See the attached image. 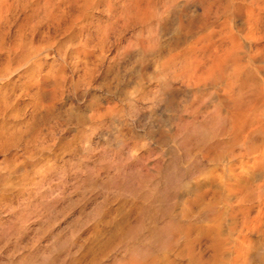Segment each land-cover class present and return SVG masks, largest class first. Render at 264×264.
Returning a JSON list of instances; mask_svg holds the SVG:
<instances>
[{"label": "bare ground", "instance_id": "6f19581e", "mask_svg": "<svg viewBox=\"0 0 264 264\" xmlns=\"http://www.w3.org/2000/svg\"><path fill=\"white\" fill-rule=\"evenodd\" d=\"M50 162L95 221L0 264H264V0H0V206Z\"/></svg>", "mask_w": 264, "mask_h": 264}, {"label": "rangeland", "instance_id": "374dc122", "mask_svg": "<svg viewBox=\"0 0 264 264\" xmlns=\"http://www.w3.org/2000/svg\"><path fill=\"white\" fill-rule=\"evenodd\" d=\"M81 144V142L79 141V145ZM53 164V166H51L52 164ZM63 163V164H62ZM62 163H53V162H50V163H48L49 164V166H48V164L43 168V169H41V172H43V174L42 173H40V171H39V173L40 174H42L43 175V177H42V175H40L39 176V174H36V172H38L37 170H39V169H36V168H38V167H32V171H33V169L35 170L34 172H32L31 173V170L29 169V175H26V177H22V178H20V180L22 181H20V184L22 185V186H20L19 187V189H18V191L17 190H13V188L12 187H9V193H10V196H12L13 197V201H11V206H13L14 204V208H12L11 206L10 207H8L10 210H11V208L13 209V210H11V212H8V211H10L8 208H6V207H2V206H0V210L2 211H0V223H7V225H5V226H8V224L10 225V226H13L14 227V229H15V227L19 230V232L20 233H18L19 234V238H21V241H22V243L24 242V241H27V242H31V243H28V244H26L27 242H24L23 243V247H24V245L26 246V247H24V249H23V251L21 250V253H24L25 251L24 250H26V252L27 253H25L26 255H28V253L31 251V250H34V249H38V248H45V249H47V250H49V247H50V250H51V248L53 247V242L55 241V237H56V234L58 233V231H62L63 232V234H62V232L60 233V237H62V238H64V237H69L70 238V242H71V244L73 243V245H71L72 247H74L75 245V243L74 242H76V241H78L79 239H80V236H82V234L81 233H83L84 231H85V229L89 226L90 227V225H92L93 224V222L95 221L94 220V218H93V216H91V214L92 213H90L89 214V212H93L94 211V208H95V203H96V201H99V200H102V194L100 195L98 192H97V195H95L96 194V191H95V193H93V191L92 190H90V189H88V190H84L83 188L81 189V187H79V181H81V179L80 178H84V176L82 177L81 176V174H80V172L78 171L79 169L81 170V168L78 166L79 164H74V163H67V162H62ZM41 164H43V163H41ZM51 164V165H50ZM55 164V165H54ZM65 164H67V165H65ZM68 164H69V167H68ZM81 164V163H80ZM62 165V166H61ZM64 165V166H63ZM74 165V166H73ZM48 166V167H47ZM61 166V167H60ZM73 166V167H72ZM49 167H50V171H49ZM55 167H57V168H55ZM65 167V168H64ZM68 167V168H67ZM78 167V169H76ZM57 171L58 169V173L59 174H61L62 173V176L61 175H59L56 171L54 172V169ZM61 168H64V170L63 169H61ZM70 168V169H69ZM52 169V170H51ZM62 170H63V172H64V174H63V172H62ZM48 171V172H47ZM68 171L70 172L71 171V176L68 174ZM76 171V172H75ZM73 172V173H72ZM34 173V174H33ZM46 173H49V174H46V177H44V175ZM55 173V175L53 176V174ZM56 174H57V176L58 177H56ZM65 174H66V176H65ZM76 174V175H75ZM80 174V175H79ZM79 175V176H78ZM32 178H31V177ZM41 178H39V177ZM52 176V177H51ZM64 176V177H63ZM62 177H63V179H62ZM80 177V178H79ZM32 179V181H34V183L31 181V180H29V179ZM36 178V180H33V179H35ZM37 178H39V179H37ZM43 178V179H42ZM48 178V179H47ZM56 178V179H55ZM61 178V179H60ZM22 179H24V180H22ZM26 179H28V180H26ZM52 179V180H51ZM54 179V180H53ZM68 181H67V180ZM75 179H76V181H75ZM78 179V180H77ZM40 180V181H39ZM43 180V181H42ZM61 180V182L59 183V181ZM66 180V182H64ZM29 181V183H30V181L33 183V188H30V189H28V185H29V183H27ZM36 181L40 184V182H41V186L40 185H37L38 183H36ZM47 181V182H46ZM63 181V182H62ZM79 183H78V182ZM27 184H26V183ZM44 182V183H43ZM25 183V184H24ZM31 184V183H30ZM63 184V185H62ZM65 184H70V185H66L65 186ZM72 184V185H71ZM24 185H26V186H24ZM45 185V186H44ZM50 185H51V187L52 188H50ZM24 186V187H23ZM34 186H37V187H34ZM40 186V187H39ZM44 186V188H42ZM48 186V187H47ZM62 186H63V188H62ZM65 186V187H64ZM78 186V187H77ZM26 187H27V189H26ZM29 187H31V185H29ZM56 188L55 190H53V188ZM57 187L60 189V191L62 192V194L64 195V196H67V198L65 197L64 199H62L64 196L61 194V192H58V193H54V192H56V191H59V189H57ZM61 187V188H60ZM77 187V188H76ZM12 188V190H10ZM22 188V189H21ZM25 188V190H27V192L26 191H24V192H21V191H23V189ZM34 188H35V190H34ZM38 188V189H37ZM40 188V189H39ZM41 188H42V190H41ZM47 188H50L49 190H50V192H48L49 190L47 189ZM68 188H69V190H68ZM15 189V188H14ZM34 191H33V190ZM36 189L38 190V191H36ZM51 189H52V191H51ZM65 189V190H64ZM72 189H73V191H72ZM75 189V190H74ZM77 189H78V191H77ZM28 190H30V191H28ZM43 190H44V192H43ZM63 190V191H62ZM12 191V192H11ZM32 191V192H31ZM35 191H36V193H35ZM71 191V192H70ZM74 191H76L75 193H73ZM80 191V192H79ZM21 194H20V193ZM37 192H40L41 194H39V196L37 195ZM69 192V193H68ZM86 192L88 193V195L86 194ZM91 192V193H90ZM13 193H15V194H13ZM23 193V194H22ZM26 193V194H25ZM30 193V194H29ZM32 193H34V195L36 194V196L34 197V195L32 194ZM44 193V194H43ZM60 193V194H59ZM70 193H73V194H70ZM80 193V194H79ZM82 193V194H81ZM17 194H19V195H17ZM27 194H28V196H27ZM31 194L33 195V197L31 196ZM50 194H51V198H50ZM56 195V196H58V199H57V197L56 196H54V195ZM67 194H69V195H71V197L70 196H68ZM75 194V195H74ZM76 194H78V195H76ZM84 194V195H83ZM99 194V195H98ZM23 197V195L25 196V197H21V196ZM31 196V198H30V196ZM42 195V196H41ZM44 195V196H43ZM94 197H92V196ZM15 196H16V198H15ZM18 196H20V197H18ZM28 198H27V197ZM47 196H48V198H47ZM56 197V198H54V197ZM61 196V197H60ZM75 196H77V198L75 197ZM84 196V197H83ZM97 196V197H96ZM41 197H43L42 198V200H41ZM76 199H75V198ZM81 197V199H79ZM89 199H88V198ZM96 197V198H95ZM19 198V199H18ZM20 198L22 199V200H20ZM25 198V199H24ZM73 199V201H72V203L71 202H68L69 200L71 201L72 199ZM86 198H87V200H86ZM99 198V199H98ZM29 199V201H27ZM40 199V200H39ZM47 199H49V201L47 200ZM65 199H66V201H65ZM68 199V200H67ZM79 199V201H77ZM93 199H95V201L93 200ZM17 200V201H16ZM18 200H20V201H18ZM24 200H26V201H24ZM47 200V201H46ZM60 200V201H59ZM62 200H64V201H62ZM83 200H85V202L83 201ZM91 200V201H90ZM21 201L23 202V204H24V206L26 207H28V209L30 210L31 209V207H32V209H31V211L32 212H34V213H32L31 214V212L29 211V210H27V209H25L24 208V206L23 207H21ZM33 201V203H31ZM39 201V202H38ZM44 201H46V203H48V204H46ZM51 201V202H50ZM58 201V202H57ZM61 201H62V205H61ZM74 201H75V203H76V205L75 206H79V207H74ZM77 201V202H76ZM83 202V203H81V202ZM87 201V202H86ZM20 204H19V203ZM26 202H27V204H26ZM29 202V203H28ZM37 202L42 206V203H43V205L44 206H42L43 208H45V207H47V208H45V209H43L42 207V209H41V211L40 212H38V210H40L39 208V204H37ZM41 202V203H40ZM80 202V203H79ZM16 203H18V204H16ZM53 205V207H52V205ZM56 203V204H55ZM60 205V207H59V205ZM70 203V204H69ZM88 203V204H87ZM13 204V205H12ZM30 204V205H29ZM32 204V205H31ZM35 204L37 205V206H35ZM50 204V205H49ZM79 204V205H78ZM39 205V206H38ZM46 205V206H45ZM48 205V206H47ZM54 205H56V208H55V206ZM68 205H70V206H68ZM72 205V206H71ZM20 208H19V207ZM49 206L51 207V208H49ZM63 206V207H62ZM80 206H83V207H80ZM2 207V208H1ZM18 209H17V208ZM26 207V208H27ZM34 207H36V208H34ZM62 207V208H61ZM74 207V210L73 209H70V208H73ZM85 207V208H84ZM87 207V208H86ZM92 209H91V208ZM6 208V209H5ZM23 208V209H22ZM59 208V209H58ZM78 208H80V209H78ZM17 209V210H16ZM37 209V210H36ZM47 209H51L50 211L49 210H47ZM57 209V210H56ZM64 209V210H63ZM87 209V210H86ZM88 209H90V210H88ZM4 210H8L7 212V214L5 215V211ZM26 210H27V213H26ZM34 210V211H33ZM62 210V211H61ZM68 210V211H67ZM80 210V212H78ZM17 211V212H16ZM20 211V212H19ZM21 211H23V212H21ZM44 211V212H43ZM45 211H47V212H45ZM59 211H61V212H59ZM86 211V212H85ZM12 212H13V214H12ZM24 212H25V214H24ZM48 212H50V213H53V214H49ZM56 212V213H55ZM63 212V213H62ZM68 212L69 214H66V213ZM1 213H2V215H1ZM4 213V214H3ZM22 213V216H26V218H28V220L27 221H25V217L24 218H22V216L20 215V214ZM31 215H30V214ZM37 213H39V214H37ZM42 213V214H41ZM45 213V214H44ZM46 213H48V214H46ZM58 213V214H57ZM79 213H81V214H79ZM84 213V214H83ZM88 213V214H87ZM94 213V212H93ZM17 214V217L15 216ZM18 214H19V216H18ZM34 214V215H33ZM36 214V215H35ZM73 214V215H72ZM38 215V216H37ZM49 216V215H52V216H50V217H47V216ZM64 215H66V216H64ZM75 215H76V217H75ZM83 215V216H82ZM5 216V217H4ZM12 216V217H11ZM13 216H15V217H13ZM28 216V217H27ZM32 217V218H29V217ZM64 216V217H63ZM22 218V219H20V218ZM39 217V218H38ZM41 217V218H40ZM69 217V218H68ZM10 218H12V219H10ZM15 218V219H14ZM18 220H17V219ZM33 218H35V219H33ZM48 218V219H47ZM49 218H51V219H49ZM75 218V219H74ZM3 219V220H2ZM5 219V220H4ZM9 219V220H8ZM78 221H77V220ZM91 219H93V220H91ZM8 220V221H7ZM12 220H15V221H13V225H11L12 223L11 222H9V221H12ZM34 221V223H33V221ZM42 220V221H41ZM44 220H47V221H49L50 220V224H48L47 223V221H44ZM73 222H72V221ZM80 220V221H79ZM82 220H83V222H82ZM17 221V222H16ZM19 221V222H18ZM22 221V222H21ZM25 221V222H24ZM28 221H30L29 223H28ZM52 221V222H51ZM63 221V222H62ZM85 221V222H84ZM39 222V223H38ZM47 224H46V223ZM54 222H56V224H55V227H53L54 226V224H52V223H54ZM90 222V223H89ZM11 223V224H10ZM16 223V224H15ZM23 223H25V224H23ZM26 223H28V224H26ZM42 223L43 224H45L46 226L48 225H52L51 227L49 226H47V227H45V225H42ZM61 223V224H60ZM22 226H21V225ZM85 224H86V226H85ZM89 224V225H88ZM37 225H39V226H41V228L39 229V226H37ZM66 225H67V227H68V229H66ZM74 225H76V226H74ZM18 226V227H17ZM27 226V227H26ZM83 226H85V227H83ZM32 227V228H31ZM38 227V232L36 231V229L35 228H37ZM53 227V228H52ZM62 227H64V228H62ZM81 227V228H80ZM21 228V229H20ZM24 228V229H23ZM50 228V229H49ZM83 228V229H82ZM23 229V230H22ZM26 229V230H25ZM31 229V230H30ZM34 229V230H33ZM44 229H45V231H44ZM47 229V230H46ZM49 229V230H48ZM52 229V230H51ZM67 230V231H65V230ZM71 229H76V230H74L75 232H74V236L73 237H71V232L73 231V230H71ZM41 230H43V231H41ZM51 230V231H50ZM64 230V231H63ZM79 230V231H78ZM82 230V231H81ZM30 231H32V232H30ZM34 231H36V233L34 232ZM46 231H47V233H46ZM56 231H57V233H56ZM77 231V232H76ZM27 232H28V234H27ZM39 232H43V234L44 235H41V233H39ZM49 232V233H48ZM31 233H33V235L31 234ZM40 235H39V234ZM55 233V234H54ZM34 234H35V236H34ZM53 234V235H52ZM39 236V237H41V238H37L36 236ZM49 235V236H48ZM61 235H63V236H61ZM52 236H53V238H52ZM35 237L37 238V239H35ZM46 237H48V238H46ZM77 237V238H76ZM31 240H30V239ZM45 238V239H44ZM4 239H5V237H3L1 234H0V241L2 242V241H4ZM27 239V240H26ZM30 241H29V240ZM43 239V240H42ZM50 239V240H49ZM53 241H52V240ZM77 239V240H76ZM40 240H41V243H40ZM50 242H49V241ZM14 240H12V243L11 242H9L10 244L8 245V248H11V246H12V249H13V244H14V242H13ZM39 241V242H38ZM44 243V247H43V243ZM47 242V243H46ZM53 244H52V243ZM33 243V244H32ZM35 244V245H34ZM28 245H30V246H28ZM31 245L33 246V247H31ZM37 245V246H36ZM46 245H48V247L46 248ZM42 246V247H41ZM22 247V248H23ZM35 247V248H34ZM25 248H27V249H25ZM29 248H32V249H29ZM44 249V250H45ZM24 254V255H25ZM26 257V256H25ZM28 257V256H27ZM40 259H41V257H39ZM38 258V259H39ZM18 259H20V260H18ZM18 259L16 258V260H17V263H18V261H19V263L20 264H31L30 263V260H29V257H28V261H25V260H27V259H25V260H23V262L21 261V256L20 257H18ZM6 260H7V258H6ZM21 261V262H20ZM25 262H27V263H25ZM10 264V263H9Z\"/></svg>", "mask_w": 264, "mask_h": 264}]
</instances>
